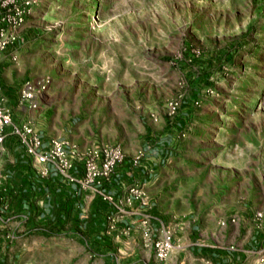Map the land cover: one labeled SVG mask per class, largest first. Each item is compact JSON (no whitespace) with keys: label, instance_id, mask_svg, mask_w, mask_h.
Returning a JSON list of instances; mask_svg holds the SVG:
<instances>
[{"label":"rangeland","instance_id":"obj_1","mask_svg":"<svg viewBox=\"0 0 264 264\" xmlns=\"http://www.w3.org/2000/svg\"><path fill=\"white\" fill-rule=\"evenodd\" d=\"M37 3L21 41L35 50L27 71L44 84L54 129L102 141L91 144L119 143L122 163L147 153L146 128L161 138L184 119L171 133L163 181L173 197L163 204L193 217L234 188L264 216V0ZM133 184L110 218V232L128 218L121 236L138 229V192L151 206L145 185ZM13 252L17 259L5 264H58L66 256L24 238Z\"/></svg>","mask_w":264,"mask_h":264},{"label":"crops","instance_id":"obj_2","mask_svg":"<svg viewBox=\"0 0 264 264\" xmlns=\"http://www.w3.org/2000/svg\"><path fill=\"white\" fill-rule=\"evenodd\" d=\"M39 5L33 7L18 31L15 42L1 56L2 105L9 110L12 123L19 126L30 121L43 141L50 138L65 139L78 147L102 143L54 129L56 120L49 115L52 104L44 100L45 94L38 98L36 110H30L25 103H19V91L23 83L34 81L27 71L32 62L25 58L30 57L29 54L35 50L21 41L22 29ZM27 49H30L29 52ZM181 121L184 119L176 118V124L166 127L161 138L156 136L158 133H152L151 129L146 128L143 147L147 153L139 166L133 167L130 159H124L114 167L109 181L102 185V190L113 200L121 197L124 187L135 181L145 185L150 197L152 226L156 228L162 223L172 228L173 248L164 261L155 260L150 247L142 243L137 228L129 230L127 236L119 234V230L128 223V218L116 224L114 231H107L106 217L113 212V208L98 196L89 198L87 192L81 191L77 185L62 183L56 176L37 177L17 139L6 136V153L2 163L8 174V190L12 192L15 187L23 185V181L24 184L28 182L35 191L32 200L39 215L33 225H25L18 218L7 223L0 222V264H5L6 258L17 259L13 249L21 244V238L24 241L31 240L34 245L48 243L53 249L64 252L65 260L59 258L58 264H257L254 252L264 245V216L258 222L261 223L260 226L256 225L254 214L261 208L249 207V198H244V194L239 198L238 192L229 188L226 194H216L208 213L196 211L193 217L174 214L168 209V203L163 204L173 197L165 190L163 178L174 153L171 133L177 126H181ZM7 130L6 128L5 131ZM113 145L121 147L119 143ZM57 201L70 203V209L65 212L56 211ZM9 211L15 216L26 214L25 211L21 213V210H13L10 206ZM47 218L50 219V224L44 221ZM56 218L62 219L60 226L55 222ZM227 218H232L234 222L218 226L219 220Z\"/></svg>","mask_w":264,"mask_h":264},{"label":"built area","instance_id":"obj_3","mask_svg":"<svg viewBox=\"0 0 264 264\" xmlns=\"http://www.w3.org/2000/svg\"><path fill=\"white\" fill-rule=\"evenodd\" d=\"M37 5V0H0V59L6 49L13 45L25 19ZM11 59L15 60L14 57ZM43 90V82H24L19 91V103H25L30 110H36L38 98ZM2 101L0 98V191L3 193L8 189V174L5 173L2 163L6 153L4 139L6 136H13L17 139L30 168L37 177L56 176L62 183L77 185L81 191L87 192L89 198L98 196L103 202L109 204L113 208V212L106 217L107 231H110L113 228L110 218L119 210L115 205L116 200L102 190V185L109 181L114 167L122 161L120 146L91 144L83 151H79L78 147L69 140L50 138L43 141L38 137L30 121H25L19 126L12 123L10 112L2 105ZM6 128L7 131H5ZM143 158L144 154L138 152L130 160L131 166H139ZM128 186H134V184ZM127 200L133 201L134 198L128 195ZM135 200L139 209L140 239L142 243L150 247L155 260L162 262L173 248L172 228L162 223L154 228L149 213L151 206L144 194L138 192ZM14 218H18L21 222L26 220L25 216H15L11 213L6 199L1 198L0 222L7 223ZM254 219L260 222L261 213L256 212ZM233 222L234 220L231 219L230 223ZM254 256L257 264H264V245L254 252Z\"/></svg>","mask_w":264,"mask_h":264},{"label":"trees","instance_id":"obj_4","mask_svg":"<svg viewBox=\"0 0 264 264\" xmlns=\"http://www.w3.org/2000/svg\"><path fill=\"white\" fill-rule=\"evenodd\" d=\"M26 182H27V178H26ZM27 183L24 184L23 181L22 183L23 185L19 186L18 188L15 187V189L13 190L11 189L12 192L8 189L3 193L0 191V199L1 198L6 199L8 203V207L10 206V208L13 210L15 209L21 210V213L22 211H25L26 212L25 214L26 220L24 221L25 225H31V224L33 225L34 222H36L37 215H39V210L35 206L34 201L32 200V195H34L35 191L33 190V187H31V185ZM68 209H70V203L57 201L56 211L65 212ZM49 220L50 219L47 218L44 221L46 223H49ZM55 222H57V225L60 226L62 219L60 220V218H56Z\"/></svg>","mask_w":264,"mask_h":264}]
</instances>
